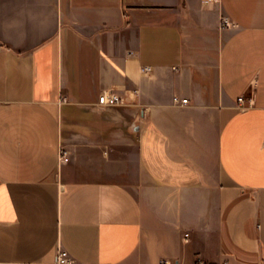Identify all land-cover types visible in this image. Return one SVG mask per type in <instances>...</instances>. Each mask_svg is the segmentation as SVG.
I'll return each instance as SVG.
<instances>
[{
    "label": "crops",
    "instance_id": "1",
    "mask_svg": "<svg viewBox=\"0 0 264 264\" xmlns=\"http://www.w3.org/2000/svg\"><path fill=\"white\" fill-rule=\"evenodd\" d=\"M60 248L264 264V0H0V264Z\"/></svg>",
    "mask_w": 264,
    "mask_h": 264
},
{
    "label": "built area",
    "instance_id": "2",
    "mask_svg": "<svg viewBox=\"0 0 264 264\" xmlns=\"http://www.w3.org/2000/svg\"><path fill=\"white\" fill-rule=\"evenodd\" d=\"M202 1L206 4H210L217 0H202ZM230 25H231V21L227 17L221 18V26L228 27ZM150 70H151L150 66H143L141 68V71L144 73H147ZM120 102H121V98L119 94L113 90L103 91L100 95V103L103 105H115ZM173 102L183 105V104H187L189 102V99L187 97L174 94ZM238 103L241 108H247L251 106L254 103V92L252 90H249L248 93L240 95L238 98ZM73 262H74V259L69 255V253L65 249L60 248L58 250V253H57V263L58 264H70ZM160 264H171V263L166 260H160ZM196 264H208V263L202 260H198Z\"/></svg>",
    "mask_w": 264,
    "mask_h": 264
},
{
    "label": "rangeland",
    "instance_id": "3",
    "mask_svg": "<svg viewBox=\"0 0 264 264\" xmlns=\"http://www.w3.org/2000/svg\"><path fill=\"white\" fill-rule=\"evenodd\" d=\"M210 50H212L211 52H214L215 48H211Z\"/></svg>",
    "mask_w": 264,
    "mask_h": 264
}]
</instances>
